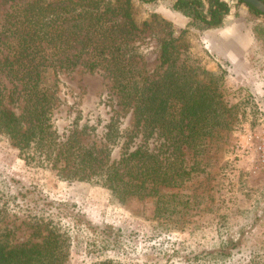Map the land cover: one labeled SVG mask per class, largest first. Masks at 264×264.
Segmentation results:
<instances>
[{
    "label": "rangeland",
    "instance_id": "374dc122",
    "mask_svg": "<svg viewBox=\"0 0 264 264\" xmlns=\"http://www.w3.org/2000/svg\"><path fill=\"white\" fill-rule=\"evenodd\" d=\"M228 1L224 25L198 32L173 8L174 0H133L137 21L157 14L177 37L189 28L181 39L210 73L223 75L220 92L229 123L208 136L198 153L186 151L189 175L183 183L162 188L166 197L121 202L95 180L66 178L43 161L45 155L21 150L0 132V241L12 246L42 241L53 225L67 238L64 264H264V42L253 32L256 24L264 25V16ZM10 11L11 3L0 0V29ZM138 43L140 65L155 74L159 42L144 35ZM48 76L52 82L54 74ZM58 79L52 122L59 140L74 133L84 144L103 147L113 118L121 142L109 144L105 154L118 157L123 140H143L139 134L128 138L132 111L118 105L102 70L89 72L81 65ZM0 82L7 105L20 114L23 100L10 102L12 85L3 71ZM228 240L236 246H226L231 255L221 262L215 256Z\"/></svg>",
    "mask_w": 264,
    "mask_h": 264
},
{
    "label": "trees",
    "instance_id": "16d2710c",
    "mask_svg": "<svg viewBox=\"0 0 264 264\" xmlns=\"http://www.w3.org/2000/svg\"><path fill=\"white\" fill-rule=\"evenodd\" d=\"M3 1L11 3V11L0 29V72L12 85L10 102L22 99L23 107L17 114L7 105L0 82V132L21 150L45 155L43 161L53 163L66 178L95 180L121 202L166 197L162 188L180 185L189 175L186 151L198 153L208 136L228 125L229 110L220 92L223 75L210 73L181 39L189 28L177 37L171 23L157 14L139 22L133 0ZM238 1L264 16L253 5ZM173 8L187 16L188 27L198 32L222 27L231 12L228 0H174ZM253 32L256 40L264 42L263 24H256ZM144 35L159 42L155 74L140 65L138 42ZM81 65L107 75L118 105L132 111V129L125 131L128 138L137 134L143 138L123 140L118 157L105 154L111 144L121 142L114 118L100 148L82 143L74 133L61 141L53 128L58 74ZM51 73L54 79L49 82ZM47 230L42 241L15 246L0 241V264H64L67 238L53 225ZM222 243L215 257L225 262L231 255L226 246L231 249L236 243Z\"/></svg>",
    "mask_w": 264,
    "mask_h": 264
},
{
    "label": "water",
    "instance_id": "95a60500",
    "mask_svg": "<svg viewBox=\"0 0 264 264\" xmlns=\"http://www.w3.org/2000/svg\"><path fill=\"white\" fill-rule=\"evenodd\" d=\"M244 2L253 5L259 11L264 13V1L263 0H243Z\"/></svg>",
    "mask_w": 264,
    "mask_h": 264
},
{
    "label": "crops",
    "instance_id": "0c3cea01",
    "mask_svg": "<svg viewBox=\"0 0 264 264\" xmlns=\"http://www.w3.org/2000/svg\"><path fill=\"white\" fill-rule=\"evenodd\" d=\"M253 43H254V41L252 40V41L249 42V45L244 44V45H245V48H249V46H251V44H253ZM236 56H237V55H236ZM263 85H264V82H263Z\"/></svg>",
    "mask_w": 264,
    "mask_h": 264
}]
</instances>
